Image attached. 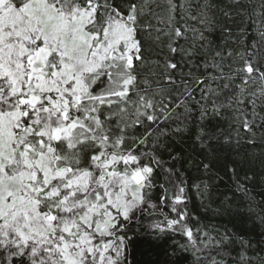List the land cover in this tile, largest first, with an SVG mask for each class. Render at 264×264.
<instances>
[{
  "label": "snow or ice",
  "instance_id": "1",
  "mask_svg": "<svg viewBox=\"0 0 264 264\" xmlns=\"http://www.w3.org/2000/svg\"><path fill=\"white\" fill-rule=\"evenodd\" d=\"M186 133L205 157L190 167L229 154L214 212L257 239L190 212L158 155L183 159L167 141ZM130 233L156 248L134 254ZM188 260L264 264V0H0V264Z\"/></svg>",
  "mask_w": 264,
  "mask_h": 264
},
{
  "label": "trees",
  "instance_id": "2",
  "mask_svg": "<svg viewBox=\"0 0 264 264\" xmlns=\"http://www.w3.org/2000/svg\"><path fill=\"white\" fill-rule=\"evenodd\" d=\"M155 57V53L153 54ZM213 126L219 125L220 127L226 129L227 123L224 120L213 121ZM169 144V149L172 155L180 153L183 159L180 161H173L170 156L169 150L161 149L158 152L160 158L166 162L165 167L175 165L176 168L180 169L184 173L188 180V196L190 197L188 208L192 214L199 218V224L209 226V231L215 235L211 226H215L220 232L225 229L230 230L236 236H245L249 239L255 240L258 238V233L260 231L259 226L254 225L253 221L245 214H215L214 210L220 207V202L225 198V196L232 197L235 188V182L232 179L231 173L228 171V163L230 160L229 154L224 152H219L217 156L211 161L205 160V162L211 163V171L205 173L202 168L197 169L196 167H190L186 161L189 157L193 159H202L205 157L199 154V150H194L193 140L186 133L177 135L167 141ZM243 173H241V176ZM156 180L158 183H164V174L158 169L156 172ZM207 182L208 188V198L203 202L200 197L196 194V190L190 187L193 183ZM159 188L156 190L154 196V202H158ZM239 196L240 194H236ZM167 210V209H166ZM145 224L147 220L144 221ZM191 224H196L197 221L193 220ZM132 238L133 251L134 254L140 255L141 253H146L150 250H154L156 245L151 241V238L143 235H135L134 233L129 234ZM175 240H181V237L177 235ZM162 247H168L173 243V240L169 238L167 243L161 241L159 242ZM181 264H191V261H181Z\"/></svg>",
  "mask_w": 264,
  "mask_h": 264
}]
</instances>
